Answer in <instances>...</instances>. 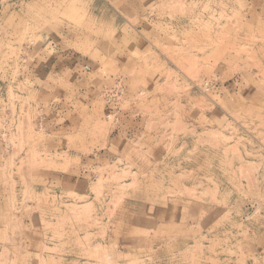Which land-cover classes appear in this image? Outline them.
Segmentation results:
<instances>
[{
    "label": "rangeland",
    "instance_id": "1",
    "mask_svg": "<svg viewBox=\"0 0 264 264\" xmlns=\"http://www.w3.org/2000/svg\"><path fill=\"white\" fill-rule=\"evenodd\" d=\"M0 264H264V0H0Z\"/></svg>",
    "mask_w": 264,
    "mask_h": 264
}]
</instances>
